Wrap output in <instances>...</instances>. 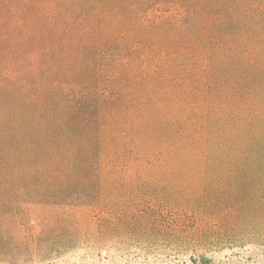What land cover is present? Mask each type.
<instances>
[{
  "label": "trees",
  "instance_id": "trees-1",
  "mask_svg": "<svg viewBox=\"0 0 264 264\" xmlns=\"http://www.w3.org/2000/svg\"><path fill=\"white\" fill-rule=\"evenodd\" d=\"M263 248L264 0H0V264Z\"/></svg>",
  "mask_w": 264,
  "mask_h": 264
},
{
  "label": "rangeland",
  "instance_id": "rangeland-1",
  "mask_svg": "<svg viewBox=\"0 0 264 264\" xmlns=\"http://www.w3.org/2000/svg\"><path fill=\"white\" fill-rule=\"evenodd\" d=\"M228 254V253H227ZM231 253H229V255H227V257H225V260H229L228 256H230ZM107 255L105 254L104 251H101L99 253H95V255H93L91 261L95 262L96 264L100 263V260L104 261V257H106ZM243 257H239L237 259H235L232 262L229 263H225V264H257V263H261L264 264V248L261 249L260 251L257 250H251L249 249L247 251V253L242 255ZM110 258H112L110 256ZM157 258V257H155ZM71 260L73 262H76L74 260H76V258H71ZM169 260L166 257H160L159 259H154V261L150 262L149 264H207L205 263V261L203 259H186L187 261L185 262H181V263H174L172 261H166Z\"/></svg>",
  "mask_w": 264,
  "mask_h": 264
}]
</instances>
